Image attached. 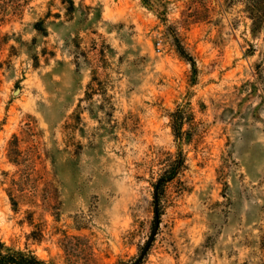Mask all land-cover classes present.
<instances>
[{
  "label": "rangeland",
  "instance_id": "374dc122",
  "mask_svg": "<svg viewBox=\"0 0 264 264\" xmlns=\"http://www.w3.org/2000/svg\"><path fill=\"white\" fill-rule=\"evenodd\" d=\"M157 221L138 264H264V0H0L2 241L135 264Z\"/></svg>",
  "mask_w": 264,
  "mask_h": 264
},
{
  "label": "trees",
  "instance_id": "16d2710c",
  "mask_svg": "<svg viewBox=\"0 0 264 264\" xmlns=\"http://www.w3.org/2000/svg\"><path fill=\"white\" fill-rule=\"evenodd\" d=\"M145 3L149 4L151 0H143ZM184 56L188 57L189 60L192 61L193 66H195V61L192 59L191 56L187 55L183 49H180ZM182 120L183 117L180 112H174L172 114V127L177 135L180 130L182 129ZM176 171V168H173L170 173L171 175L168 178H171ZM165 181V178L162 177L157 184V189L160 188L161 184ZM0 264H52L47 263L46 261L38 258L36 255L32 253H28L21 250H12L8 248L5 243L0 238Z\"/></svg>",
  "mask_w": 264,
  "mask_h": 264
},
{
  "label": "water",
  "instance_id": "95a60500",
  "mask_svg": "<svg viewBox=\"0 0 264 264\" xmlns=\"http://www.w3.org/2000/svg\"><path fill=\"white\" fill-rule=\"evenodd\" d=\"M158 226H159V221H157L156 228H155V230H154V232H153V235L151 236V239L149 240V242H148V244H147V246H146L144 252L141 254L140 258L136 261L135 264H138V263L141 261L142 257L145 255V253H146V251H147L149 245L151 244V242H152V240H153V238H154V236H155V234H156V231H157V229H158Z\"/></svg>",
  "mask_w": 264,
  "mask_h": 264
}]
</instances>
